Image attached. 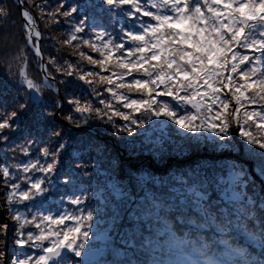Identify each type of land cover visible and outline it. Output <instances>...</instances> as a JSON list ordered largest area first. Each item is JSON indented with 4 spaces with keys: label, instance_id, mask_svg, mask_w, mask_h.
<instances>
[{
    "label": "snow or ice",
    "instance_id": "snow-or-ice-1",
    "mask_svg": "<svg viewBox=\"0 0 264 264\" xmlns=\"http://www.w3.org/2000/svg\"><path fill=\"white\" fill-rule=\"evenodd\" d=\"M0 67V264H264V0H0Z\"/></svg>",
    "mask_w": 264,
    "mask_h": 264
},
{
    "label": "trees",
    "instance_id": "trees-1",
    "mask_svg": "<svg viewBox=\"0 0 264 264\" xmlns=\"http://www.w3.org/2000/svg\"><path fill=\"white\" fill-rule=\"evenodd\" d=\"M11 2L13 4H15L14 0H11ZM37 2H39V0H37ZM19 21H20V17L15 13V9H14V16H13L12 23H15L17 25V28L15 29L16 31H18V28H19ZM42 30L48 31V29L44 28L43 26H42ZM54 35L59 36V33H55ZM51 43H52V41L47 39V38L42 40V49L46 54L49 53L50 51H53V49L50 48ZM34 68H35V62H33V65H32V69H34ZM0 70H2V67H0ZM30 71H31V69H30ZM33 74H35V73L33 72Z\"/></svg>",
    "mask_w": 264,
    "mask_h": 264
},
{
    "label": "water",
    "instance_id": "water-1",
    "mask_svg": "<svg viewBox=\"0 0 264 264\" xmlns=\"http://www.w3.org/2000/svg\"><path fill=\"white\" fill-rule=\"evenodd\" d=\"M41 47H42V41H41Z\"/></svg>",
    "mask_w": 264,
    "mask_h": 264
}]
</instances>
